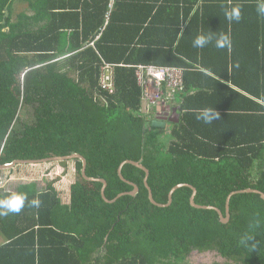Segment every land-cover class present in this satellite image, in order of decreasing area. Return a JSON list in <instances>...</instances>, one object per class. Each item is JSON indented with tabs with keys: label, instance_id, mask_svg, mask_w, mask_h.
Here are the masks:
<instances>
[{
	"label": "trees",
	"instance_id": "16d2710c",
	"mask_svg": "<svg viewBox=\"0 0 264 264\" xmlns=\"http://www.w3.org/2000/svg\"><path fill=\"white\" fill-rule=\"evenodd\" d=\"M241 19L228 21L226 7ZM257 0H0V164L84 156L60 162L63 179L77 161L71 199L49 182L25 187L21 217L39 226L32 240L39 264H183L193 249L226 261L264 264V17ZM23 10H20V9ZM201 33L225 34L231 44L193 46ZM139 65L185 68L174 101L180 122L153 126L143 113ZM113 74L114 93L103 88ZM24 107L32 123L20 122ZM214 107L220 120L197 115ZM10 195V194H9ZM8 195L0 196V199ZM38 198L40 207L29 201ZM43 234V235H42ZM42 235V236H41ZM252 237L247 245L243 236ZM24 239V237H23ZM34 251V250H33ZM228 264V263H227Z\"/></svg>",
	"mask_w": 264,
	"mask_h": 264
},
{
	"label": "crops",
	"instance_id": "0c3cea01",
	"mask_svg": "<svg viewBox=\"0 0 264 264\" xmlns=\"http://www.w3.org/2000/svg\"><path fill=\"white\" fill-rule=\"evenodd\" d=\"M173 107L179 108L176 106H172L171 108ZM165 111H167L166 114L169 113V118L171 120L160 123L159 126L165 128L167 127L166 129L168 130L171 125L180 122L181 115L180 109H177L176 115H173L172 109L170 110L168 109V107L165 108ZM37 166H41V164H37ZM20 167L29 166H19L13 170L3 173L5 177L4 180L7 186L5 190L0 191V196L4 194L9 195L12 193H18L20 189L25 187H29V189H34L38 192L45 189V186L41 182V175L39 179H34V175L32 174V172H34L33 170H27L25 172H22L19 171ZM17 171L22 172V174L18 175ZM63 172L64 170H61L60 173L62 174L59 173V176L63 175ZM45 174L46 173L43 174L44 179H46ZM74 174H76V169H73L71 175L69 174V176L65 178L66 181L72 182L66 194L68 196L69 201L71 199V186L72 184L77 182L76 176H74ZM57 191L59 192L58 188ZM33 222L34 219L32 218L21 217L20 215H13V213H10L7 216H0V264H39V258L36 253V249L38 250V247L34 248L36 246L32 245V240L34 239V237H37L38 233L35 232L32 234L31 232L37 230L40 227L31 226V224L33 225ZM198 253V256H200V258H204L206 261H209L211 258H213L214 253L218 252L215 250H198ZM219 257L222 258L220 255ZM222 260V264H227L226 259L222 258ZM42 261L44 262V264H47V262L50 260H48V257H46L45 259L43 258ZM193 263L188 262V264Z\"/></svg>",
	"mask_w": 264,
	"mask_h": 264
},
{
	"label": "water",
	"instance_id": "95a60500",
	"mask_svg": "<svg viewBox=\"0 0 264 264\" xmlns=\"http://www.w3.org/2000/svg\"><path fill=\"white\" fill-rule=\"evenodd\" d=\"M141 108H142V111L144 114H147V102L145 100L142 101V104H141ZM172 109L173 111V115H176L177 114V109L179 110V108H170V110ZM156 118L155 120L152 121V125L153 126H159L160 122H166L168 120H171L169 117V113L166 114L165 116H160V109L157 108L156 109ZM76 159H79V160H82L84 162V169H83V177L85 178L86 181L88 182H95V183H103V188H102V196L104 198V200L108 203H114L116 202L119 198L125 196V195H131V196H136L138 193H139V188L138 186H135L133 184H130L134 187V191L131 192V193H126V194H120L116 199L114 200H108L107 197H106V189H107V186H108V183L104 180H95V179H90L88 178V161L87 159L82 156V155H79V154H72L70 156H67V157H53V158H48V159H42V160H16L12 163H9V164H0V172H7V171H10V170H13L19 166H37V164H46V163H60V162H65V161H69V160H76ZM126 164H132V166L144 171L146 173V177H145V180H144V183H145V186L146 188L148 189L149 191V194H148V199L149 201L151 202V204H153L154 206H157L159 208H163V207H168L170 205H172L173 203V195L175 194V192L178 190V189H182V188H185V187H189L193 190V195L191 197V205L196 207V208H201V209H214L215 211H217L218 215H219V219L222 223H227L229 221V218H230V214H229V202H230V199L233 195H236V194H256V195H260L261 197H263L264 199V194L263 193H260L258 191H253V190H247V191H244V192H237V193H231L227 199H226V205H225V214H223L221 212V210L215 206H212V205H198L195 201L196 199V196H197V190H195L193 187H190V186H186V185H182V186H178L176 188H173L169 194V202L168 204L166 205H162V204H158L154 201L153 197H152V192H151V189L149 188V184H148V181H149V171L142 166V164L140 162L136 163V162H133V161H126V162H123L121 164V167L119 169V177L122 181H124L125 183H128L125 178L123 177L122 175V171L124 169V167L126 166Z\"/></svg>",
	"mask_w": 264,
	"mask_h": 264
},
{
	"label": "built area",
	"instance_id": "2783aa9c",
	"mask_svg": "<svg viewBox=\"0 0 264 264\" xmlns=\"http://www.w3.org/2000/svg\"><path fill=\"white\" fill-rule=\"evenodd\" d=\"M136 73L142 89V100L147 102L149 115H155L157 107L174 101L184 86L183 67L139 65ZM103 88L114 93L113 74L106 75ZM4 178L0 172V191L6 188Z\"/></svg>",
	"mask_w": 264,
	"mask_h": 264
},
{
	"label": "clouds",
	"instance_id": "9594fccd",
	"mask_svg": "<svg viewBox=\"0 0 264 264\" xmlns=\"http://www.w3.org/2000/svg\"><path fill=\"white\" fill-rule=\"evenodd\" d=\"M256 10L258 15L264 17V0H257ZM224 16L228 21L238 22L241 19L240 7L238 5L226 7L224 9ZM192 43L196 48H204L210 43H214L215 47L217 48H225L230 46L231 40L230 37L225 34L213 35L210 33H201L193 39ZM172 106L174 105L171 102L166 106L161 105L157 107L160 109V116H165L167 112L165 111V108L168 107V109H170ZM156 114L157 112L155 113V118ZM146 115H148L151 119V115L148 114V105ZM155 118H152L151 121L155 120ZM196 118L197 120L202 121L204 124H212L213 122L220 120V113L214 107H205L199 112ZM3 173L4 172H2V174ZM27 200L28 197L24 193H12L5 198L0 199V216H7L10 213H19L24 208L25 201ZM28 203L30 207L38 209L40 207L41 201L38 198H33ZM250 241H252V237L245 235L241 238L240 243L247 245Z\"/></svg>",
	"mask_w": 264,
	"mask_h": 264
},
{
	"label": "rangeland",
	"instance_id": "374dc122",
	"mask_svg": "<svg viewBox=\"0 0 264 264\" xmlns=\"http://www.w3.org/2000/svg\"><path fill=\"white\" fill-rule=\"evenodd\" d=\"M20 10H23L22 8ZM20 122L23 123H27V124H31L33 119H32V110L30 107H24L22 109V111L20 112ZM155 118V115L151 114V119ZM61 163H46V164H41V166H29V167H20L19 171L25 172L27 170H33L34 172H32V174L34 175V179H39L40 175H41V182L43 183V185L45 186L47 183L49 182H53V185L55 186V188H58L61 197H63L65 202H68V196L67 191L69 190L70 184L72 183L71 181H66V179H63V175L59 176V173L61 170H63L62 166H60ZM33 168V169H32ZM73 169H77V161H70L68 163V169H65L68 173L73 172ZM18 172V175L22 174V172ZM5 173V172H4ZM45 174L46 179H44L43 174ZM62 174V173H60ZM39 175V176H38ZM74 176H76V181H79V176L76 170V174H74ZM6 183V182H5ZM41 183V184H42ZM7 185H5L6 187ZM214 251V250H211ZM198 250L196 251V249H193L192 252L190 253V255L188 256V260L186 261V263L183 264H188V262H191L193 264H222L223 260L222 258L219 257L218 253H214L213 258H211L209 261H206L204 258H200V256H198ZM200 258V259H199ZM206 261V262H205ZM227 263H230L228 261H226ZM231 264H239L236 262H233Z\"/></svg>",
	"mask_w": 264,
	"mask_h": 264
}]
</instances>
